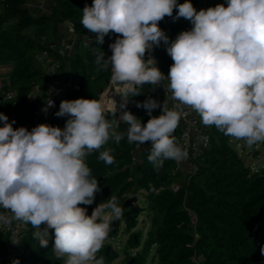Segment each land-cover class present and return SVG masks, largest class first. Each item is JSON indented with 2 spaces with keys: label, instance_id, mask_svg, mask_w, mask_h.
<instances>
[{
  "label": "clouds",
  "instance_id": "clouds-1",
  "mask_svg": "<svg viewBox=\"0 0 264 264\" xmlns=\"http://www.w3.org/2000/svg\"><path fill=\"white\" fill-rule=\"evenodd\" d=\"M82 12L81 24L95 34L97 45L109 33L118 34L109 45L111 56L105 58L100 50L95 63L123 86V100L141 95L138 89L145 84L167 81L171 98L191 107L205 126L249 147L264 142V0H227V6L199 11L191 0H93ZM166 16L182 17L193 27L170 42L159 27ZM161 42L173 60L167 78L153 56L145 59ZM126 107L122 102L120 108ZM136 107L151 117L146 124L127 110L119 120H110L108 109L86 98L61 101L56 116L68 117L63 128H14L16 121L9 123L0 113V208L11 213L0 215V224H30L41 248L53 239L52 250L64 264H104L97 253L123 208L116 196L100 202L91 215L80 207L92 205L101 191L86 157L110 139L119 144L125 137L130 144L151 143L148 161L157 171L166 160L182 161L188 155L174 136L178 111L152 97ZM155 109L159 116H152ZM116 113L117 107L110 110L115 118ZM121 123L127 126L123 131L118 130ZM111 151L99 154L106 165L115 162ZM260 251L264 255V247Z\"/></svg>",
  "mask_w": 264,
  "mask_h": 264
},
{
  "label": "trees",
  "instance_id": "trees-1",
  "mask_svg": "<svg viewBox=\"0 0 264 264\" xmlns=\"http://www.w3.org/2000/svg\"><path fill=\"white\" fill-rule=\"evenodd\" d=\"M29 0H0V67L12 66L13 71L5 92L16 91L17 105L5 100L0 94V113L8 115L17 112L14 128L30 120L37 107L46 98V87L52 79L36 62L43 51H50L61 65L59 76L66 73L76 88L67 93L65 100L78 98L93 99L99 102L110 87L111 72L96 65V55L102 50L105 58L111 56L109 45L115 42L118 34L109 33L102 45L95 42V34L81 24L84 7L91 6L93 0H54L52 11L41 16H33L27 7ZM185 0H177L178 4ZM198 10L199 0H191ZM178 9L173 10V17ZM165 17L164 23L174 21L167 28L169 41H174L183 31L193 27L190 21ZM71 23L76 33L74 52L59 55L62 42L59 28ZM166 45L154 51L157 67L167 74L173 60L167 54ZM145 54V59L147 55ZM141 95L133 99L132 114L146 124L151 118L146 109L136 107L152 97L160 103H167L160 93V86L145 84L138 89ZM113 95L109 101L111 106ZM108 104V106H109ZM103 106H107L102 102ZM43 122L63 128L68 117H58L56 112ZM109 106V107H110ZM155 109L152 116H159ZM108 118L115 120L109 113ZM3 122H0V127ZM123 123L119 131L126 129ZM211 136V146L192 164L193 171L185 172L174 160H166L158 171L148 161L151 143L143 144L141 165L134 178L132 170L135 152L141 145L128 143L126 137L117 144L110 139L101 149L94 150L86 157L92 175L97 178L101 191L95 195L93 209L110 196H116L123 215L114 222L110 237L118 235L121 225L129 239L122 253L125 259L121 264H196L203 259L204 264H264V170L252 172L231 145V137L224 135L215 126H206ZM183 131L179 121L174 136L179 142ZM111 149L114 163L106 165L99 159L100 152ZM179 187V190H175ZM145 192L144 206L136 205L137 214L128 215L125 205L130 193ZM146 214L150 220V231L146 238L138 230L140 216ZM123 220V223H122ZM26 240L30 256L25 259L13 258L6 238L0 237V264H64L53 250V239L48 248H41L33 238L35 229L26 224ZM115 225V226H114ZM54 230H50V235ZM135 250L133 254L131 251ZM121 253L112 246L103 245L97 258L103 257L104 264H113Z\"/></svg>",
  "mask_w": 264,
  "mask_h": 264
},
{
  "label": "built area",
  "instance_id": "built-area-1",
  "mask_svg": "<svg viewBox=\"0 0 264 264\" xmlns=\"http://www.w3.org/2000/svg\"><path fill=\"white\" fill-rule=\"evenodd\" d=\"M92 5V4H91ZM69 26L74 30L73 25L69 23ZM159 27L165 32L168 36V29L166 24L164 23V19L159 22ZM164 45L161 42L159 47L153 48V51L147 55L153 56V52L160 49ZM68 54L65 49L61 48L59 50L60 56H65ZM156 59V58H155ZM157 61V60H156ZM37 64L44 69L46 74L52 79V81L46 87V98L42 101V103L35 110L32 118L20 125V127H25L29 131H31L34 127L43 124L52 113L57 109L58 105L61 101L65 100L66 95L72 89L76 88L73 80L70 78L62 79L59 76V72L61 69V65L58 61L52 57L50 51H43L36 57ZM9 83V78H4L0 80V94L5 96V100L13 101L14 106L17 105L16 91L5 92V88ZM167 81H163L160 85V93L167 100V107L169 109H174L178 111L180 115V121L183 125V131L181 133L179 144L187 151V158L182 161H176L179 167H182L185 163L193 164L195 160H197L208 148L211 146V136L206 128V126L201 122V118L198 113H196L191 107L181 105L179 102L173 100L171 98L172 93L167 90ZM102 99L98 102L102 105ZM51 100L54 102V106L48 107L47 101ZM121 104H118V109ZM103 106V105H102ZM47 108V111L44 109ZM117 109V110H118ZM8 117L9 123L11 121L16 120L18 115L16 111L9 113L6 115ZM149 144L150 142H145ZM175 190H179V187H175ZM0 208V215L11 216V213L5 212ZM26 231L27 226L21 222L13 220L10 225H2L0 224V237H4L7 239L9 243L10 253L12 257L25 259L30 256V250L27 245L26 240ZM196 264H204L203 259H197L195 261ZM27 264V263H24Z\"/></svg>",
  "mask_w": 264,
  "mask_h": 264
},
{
  "label": "rangeland",
  "instance_id": "rangeland-1",
  "mask_svg": "<svg viewBox=\"0 0 264 264\" xmlns=\"http://www.w3.org/2000/svg\"><path fill=\"white\" fill-rule=\"evenodd\" d=\"M50 1L54 2V0H50ZM217 4H224L225 6H227V0H199L198 11L201 9H208L210 7H215ZM174 25H175L174 21H169L168 23H166L167 28H170ZM12 70H13L12 66L0 67V80L4 78H9ZM61 77L64 80L67 79L66 73H62ZM119 90H121L120 92L123 93V86H121ZM114 99H113V103H114ZM116 107L118 109L119 106L116 105ZM118 110H120V108ZM114 119H117V114H116V118L114 117ZM231 145L238 152L239 156L243 159L246 166H248L252 172H262L264 170V142H260V143H257L249 147L244 141L232 138ZM142 149H143V145H141L138 148V150L135 152V162H134V168L132 170V175L134 178L137 176L138 168L141 165ZM190 165L193 168L192 170H189V171H193L194 166L192 164ZM182 169H184L183 166H182ZM129 196L130 198H134V197L138 198V204L141 207L144 206L145 192L139 191L137 192V194H135V192L134 193L132 192L130 193ZM122 223H123V220H122ZM123 229H124V224L121 225V229L118 235H116L114 238L108 235L107 239L105 240L103 244V245L112 246L113 248L120 251L121 253L120 259L113 264H121L123 260L125 259V256L122 253V251H124L125 249V245L129 239V234L123 232ZM138 230H142L146 238L148 232L150 231V220L146 214H142L140 216ZM135 252H136L135 250L131 251V253L133 254Z\"/></svg>",
  "mask_w": 264,
  "mask_h": 264
},
{
  "label": "crops",
  "instance_id": "crops-1",
  "mask_svg": "<svg viewBox=\"0 0 264 264\" xmlns=\"http://www.w3.org/2000/svg\"><path fill=\"white\" fill-rule=\"evenodd\" d=\"M28 9L30 10L31 14L33 16H41L44 14H48L52 11L53 7V1L48 0H29L27 4ZM199 7V6H198ZM198 11V10H197ZM168 23V22H167ZM59 36L60 40L62 42V48L66 50L68 54H72L74 52L75 47V41H76V33L72 28L69 26V24H64L60 26L59 28ZM13 71V70H12ZM122 85H117L111 82L109 89L104 93L102 96V102L104 101L107 106H103L105 109L110 110L115 108L116 105L121 104L122 102H127L126 109L120 108V110H117V120L120 118L121 112L127 110L132 113L133 111V99L134 97H129L127 100H123V93L119 90ZM119 90V91H118ZM113 95L112 104L110 106L109 101L111 99V96ZM109 104V106H108ZM184 171L185 172H191L189 170H192V166L189 163L183 164ZM182 168V167H181Z\"/></svg>",
  "mask_w": 264,
  "mask_h": 264
},
{
  "label": "water",
  "instance_id": "water-1",
  "mask_svg": "<svg viewBox=\"0 0 264 264\" xmlns=\"http://www.w3.org/2000/svg\"><path fill=\"white\" fill-rule=\"evenodd\" d=\"M112 82V81H111ZM111 84V83H110ZM136 205H138V198L134 197L127 201L125 207L126 209H129L128 215L134 213L137 214L138 210L136 208ZM115 226V225H114Z\"/></svg>",
  "mask_w": 264,
  "mask_h": 264
}]
</instances>
